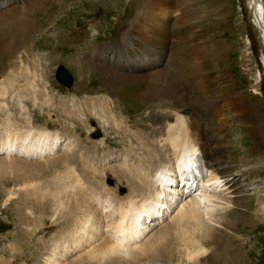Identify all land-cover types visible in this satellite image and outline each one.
<instances>
[{"label": "rangeland", "instance_id": "rangeland-1", "mask_svg": "<svg viewBox=\"0 0 264 264\" xmlns=\"http://www.w3.org/2000/svg\"><path fill=\"white\" fill-rule=\"evenodd\" d=\"M26 1L28 0L0 9V13H7L10 9L24 5ZM142 1L148 0H49L50 5L56 6L47 4L45 8L33 13V17L38 21L37 29L31 37L24 39L23 44L14 46L13 51L0 47V67L3 68H0V143H3L7 130L13 132L14 127L11 125L17 121L14 125L21 124V131L27 130L30 131L27 133H31L32 129L38 132L45 129L43 133L50 138L62 136L61 145L67 150H54L46 158L36 159L4 153L0 155V264H43L45 258L52 253L53 246L57 247L53 244H59L66 237L68 248L76 235L73 228L77 222L89 211L90 219H93L94 212L87 204L91 196L102 195L104 199L108 197L112 203L111 207L115 206L117 196L113 188L116 183L113 178L108 177L109 170L112 169L113 173L123 169L134 170L140 173V177L143 176L146 165L142 167L140 160L151 150V147L141 149L143 143L145 144L149 137L151 142H154V131L161 125L171 143L172 132L168 133L164 123L171 118L170 113L187 118V110L193 120L192 124L184 120L182 125L185 133L195 132L198 127L208 130L206 128L214 123V112L217 118L224 117L226 123V136L222 135L223 129L219 134L222 142L225 141V147L222 146L224 161L221 164L230 167L229 172L224 175L230 179L235 177L232 181L237 188L234 194L239 195L234 198L238 204L232 208L237 215L236 221L227 231L232 233L231 243L237 247L240 254L238 260L226 264H264V167L252 168L248 173L242 168V163L251 165L259 161L257 155L264 149V43L257 23H254L249 0L192 1L193 9H202L207 13L211 11V7L217 6L218 14H214L221 16L223 22L219 24L214 15L202 18L200 25H206L209 34L206 31L204 33L201 28L196 29L198 31L192 30L191 46L169 48L173 43L165 42L166 50H162L165 60L162 59V62L152 69L133 73L136 76L153 75L159 82L150 80L149 83L144 82L145 85L141 87L142 84H129L119 77V80L115 79L117 82L111 83V78H106L107 75L102 71L108 69L110 72L132 73L112 69L109 61L104 63L100 56L110 54L107 53L110 45L128 46L127 41L131 39L128 34L123 36L122 31L133 28L132 22L139 15L136 10ZM173 1L171 2L175 8L177 1ZM261 2L264 6V0ZM168 3L171 4L169 1ZM145 5L147 6L146 3ZM146 6L144 12L148 8ZM55 7H59L58 12H55ZM181 7L175 10L177 15L182 12ZM147 15L146 12L136 23L141 25ZM183 27L184 25L177 27L179 30L175 28L181 36H184ZM201 32L206 37H202ZM130 34H133V31ZM199 42L209 45L221 43L224 46L221 51L225 55L224 61L220 62L215 55H210V66H207L204 73H200L195 60L192 62L189 58L192 52H199L194 50ZM141 48L144 50L143 46ZM131 49L135 50V47ZM165 52L169 57L171 55L169 60H166L168 58ZM181 54L187 56L188 68L185 69V74H188L186 77L190 80H179L180 83L175 81L180 88V91L176 92L172 82L170 87L173 89L163 85L162 79L165 77L163 78L161 73L175 58L177 63L180 62ZM60 66L65 67L73 76L70 86H64L56 80L55 74ZM21 71L25 75L24 78ZM219 72L221 75L226 73L225 78L221 77V81ZM17 73L19 79L15 80ZM199 74L211 80L207 90L195 89L199 85L195 79ZM8 79H14L15 85H7ZM143 79L149 81L147 78ZM29 84L34 85L31 88L28 87ZM128 89L132 92H149L144 96L137 95V98H143L140 99V110H136L138 105L127 95L131 93ZM157 89L161 93L158 94ZM153 94V100L148 103ZM203 94L210 96L206 101L217 99L220 103H223L220 98H224V94L242 98L249 111V121H239L229 106L219 110L215 107L216 102L208 104L192 101L193 97L197 98ZM149 104H152L148 106L152 107V110L146 107ZM92 121L95 124H92ZM166 124L168 126L169 123ZM97 130L102 132L101 137L93 136ZM219 131L220 129L216 133ZM135 133L138 134L137 137ZM7 137L18 138L14 132L9 133ZM102 138L104 140L100 141ZM44 142L35 141L36 144ZM68 156H72V159H68ZM171 157L174 161L173 152ZM9 159L14 160L9 162ZM155 164L151 166L148 163L147 166L154 168ZM213 166L215 168V163ZM124 188L126 192L119 189L118 193L126 194L127 188ZM214 208L218 210V206ZM169 218L151 228V235H155L160 226L169 223ZM164 242L169 249H173L174 257L163 258L162 264H186L185 260H179L181 257L174 250L176 246H180L181 237L171 233ZM27 245H34L35 248H25ZM213 247L211 245L207 248L211 251ZM57 251H62V247ZM75 252L78 254V251L72 249L67 251V254L63 252V259L71 260L77 256ZM219 260L220 257L211 264H221ZM197 261L188 264H196Z\"/></svg>", "mask_w": 264, "mask_h": 264}, {"label": "bare ground", "instance_id": "bare-ground-1", "mask_svg": "<svg viewBox=\"0 0 264 264\" xmlns=\"http://www.w3.org/2000/svg\"><path fill=\"white\" fill-rule=\"evenodd\" d=\"M168 1L172 5L169 4ZM171 1L174 2L173 0H148L145 2L142 1L138 4L139 8L136 11L139 12V15L137 16L136 20H138L141 16H144L146 12L148 15L143 18V23H141V25L139 23H136V20H134L131 25V27H133L132 29L129 28L127 31H122L123 36L128 34L129 38L131 39H126L128 40L127 43L129 48H132L134 46L136 49L134 52H139L138 49H140V51L142 50L140 47L143 46V43L149 41V43L154 44L161 53H164V51L162 50L166 48V46H164L165 42L173 43V45H171V47L169 48L191 46L192 39H190V36L192 30L195 31L196 29L201 28L204 33L206 31L209 34L207 26L200 25V20L202 18L214 15L217 19L216 21H218L219 24L223 22L221 16L216 15L218 14L216 13V5L215 8L211 7V11L207 13L206 11L203 12L202 9H200V11L198 9H193L192 1L195 0H175L177 1V7L175 8ZM49 3V0H28L24 5L14 9H10L7 13H5L4 11L0 13V47L8 48L13 51L14 46L23 44L24 39L31 37V35L37 29L36 21H38L35 17H33V13L40 8L43 9V7ZM145 3L147 4V6L145 5ZM66 4L67 3H65V5ZM260 4H263L261 0L248 1L251 12H253V19L255 20L254 23H257L264 43V10L261 9ZM50 6L54 7L56 5L54 4ZM145 6L148 7L146 9V12H144ZM180 6H182V12L177 11L179 12L178 15L174 16L173 13H175V10L177 8L179 9ZM185 6H187V8H184ZM253 8H255V11H253ZM54 9L55 12L59 11V7H55ZM52 14L53 12L50 13V15ZM43 22L45 23L44 20ZM182 25H184V27L182 28L184 36H181L178 33L176 34L174 31L175 28L179 26L181 27ZM177 29L179 30V28ZM132 31L133 34H130ZM203 32L200 33L202 37L205 35ZM158 43L163 45V47H159ZM210 45L205 42H203V44L200 43L195 49L193 48L194 50H199V52H192L189 55V58L192 60V62L193 60H195V65H197L200 73H204L207 69V66H210V55H215L216 59H218V61L220 62L224 61L225 55L223 52H221L224 49V46L221 43H211ZM124 47H126V45H124ZM174 55L177 56L176 54ZM170 57L169 54L166 53V58H168L166 60H169ZM175 59V62L172 60V64L168 65V68L165 69L164 72L161 73V75L163 76V78L167 77L166 79H162L163 85L168 86V89H173V87H170L172 82L174 84V90L180 91V88L177 84H175L177 83L175 81H178V83H180L179 80L185 81L187 79L188 82L190 80L186 77V75L188 74H185V69L188 68L187 56L181 54L180 62L178 63ZM149 62L150 64H153L154 61L149 60ZM102 72L103 74L107 75L106 78H111L109 81L111 83L117 82L115 79L121 77L122 80L126 81V83L128 82L129 84L133 85H137V83H139L142 84V87L144 82L149 83L150 80H155L153 75L150 74L136 76L133 74L110 72L108 71V69ZM20 73L24 78L25 75L22 73V71ZM220 73L221 72H219L218 75ZM225 74L226 73H223L222 75L220 74L219 81H221L222 76L223 78H225ZM16 75L17 76L15 80L17 78L19 79V73H17ZM143 78H147L149 81H146ZM195 79L199 82L198 88L195 89H208L211 82L208 77H205L203 74H199ZM13 80L14 79H8L7 85H9L10 83H13V85H15V80ZM155 81L159 82V80ZM72 82L68 86H70ZM32 86L30 85L28 87L32 88ZM14 89L16 90V88ZM129 91L131 93L127 95L134 103L138 105V107H136V110H140L141 106L139 103L142 97H140L139 99L137 98V95L144 96L146 95V92H149L138 90L133 92L131 90ZM159 93L161 92H159L158 90V94ZM24 94L26 93L24 92ZM154 96L155 95L153 94L150 97V101H148V103L153 100ZM224 96V98H220L223 99V103L218 102L217 99L206 101V99H208V97L210 96H205L204 94L200 97L198 96L197 98L193 97L192 101L204 102L208 104L216 102L215 107L219 110L229 106V109L234 111L233 114L239 121H249V111L248 108L244 105L243 99L238 98V96H229L228 94H224ZM180 97L179 99H181ZM178 102L180 103L181 101L178 100ZM150 105L152 104H149L146 107L148 108V106ZM148 109L152 110L153 108L151 107ZM219 110H217V113ZM186 113L188 114V112ZM212 118L214 120V123L212 126L206 128L208 130H204L203 128L198 127L195 132H184V144H182L178 150H175L177 148V145L175 143L176 135L172 131H179L180 129H183V125L179 126V128L177 129L174 128L175 126L179 125L180 120L184 122V120L186 121L187 118H185L183 115H177L176 123L172 124L169 122L168 124V133L172 132V134L170 135L171 139H169L171 140L170 144L173 146V151H171L169 148L168 140L164 132V127L161 125L159 129L155 130V135L152 136V140L154 142H151L150 137L149 140H146L145 144L142 142L143 148L141 149H149V147H151L149 153H147V155L144 156L142 160H140L142 161V167L146 165V170H144L146 172L143 173V176L140 177V173L134 172V170L129 171L128 169H123L122 171H115L116 173H113L114 171L112 172V169L109 170L107 174L108 177H110L111 179L113 178L114 183H116L115 187L113 188L114 191L116 190V192L114 193L117 196L115 206H113L112 208V203L108 199V197L104 199L103 197H101L102 195H100L99 197H97V195H93L91 196L90 201L87 200V204L93 210L94 215L93 219H90L91 214H88L90 211L87 212L86 215L84 214L85 217L83 216L81 221L77 222L76 226L73 228V231L76 233V235L74 236L73 240L70 241L72 242L70 244L71 249H76L77 247L82 245V247L78 250V254L75 252L77 256L73 255L74 257L68 261H65V259H63V257L65 256V253L63 252H66L67 254V245L69 244H67L68 240L66 239V237L64 241H61L59 244H53L57 245V247L53 246L52 253H50L47 258H45L43 264H162L165 257H174V252L172 251L173 249H169L166 246V242H164L165 238L171 233H173V235L177 234L179 238L181 237V242L179 244L180 246H176L177 248L174 250L177 251V253L181 257L180 259H178L182 262H184L185 260L186 264L190 262L194 263L197 260L198 263L196 264H211L216 259H218V257H220L219 263L221 264L231 263L232 260H238L240 254L238 253L237 247L233 243H231L230 238L232 233L227 231V228H232L235 224L237 215L233 211L234 209L232 210V208H235L238 204V201L234 198H238L239 195L234 194L237 188H235V183H233L232 181L235 177L233 179H230L229 177L224 175L225 172H229L230 167L228 165L221 164L224 161L222 158L224 148H222V146L225 145V141L223 140L222 142V138H220L219 134L222 129L224 130L223 132L226 133V123L224 117L221 118L222 120L217 118L216 112L212 114ZM15 122L17 121H14L11 127H14L13 132L16 133L18 138L7 137L9 133H13L12 131L7 130L4 136L3 143H0V155L4 153L9 156L16 155L23 156L29 159H36L46 158L54 150L63 152L67 151L66 148L61 145L63 143L61 142L62 136L60 137L56 135L50 138V136L43 133V130L45 129H42L39 132L32 131V129L31 133H27L30 131H21L19 128L21 124L18 123L19 125L15 126ZM93 123L95 124L94 121H92V124ZM185 127H187V125ZM219 129L220 131L216 133V131ZM134 135L135 137L138 136V134L136 133ZM20 137L24 138L19 139ZM212 139L214 140L212 141ZM99 140L103 141L104 138ZM35 141H39L41 143L42 141L45 142L43 144H36ZM258 142L262 145L260 141ZM146 144L148 146H146ZM140 145L142 144L140 143ZM197 150H201L204 153L206 164L209 168L212 169V172L210 173V178L208 179L207 183L203 185V187H201L200 182L198 181L191 194L187 195L184 191L185 185L180 190L177 185L174 186L173 178L177 173L176 168L178 166L181 167L182 165L188 164L190 162L191 154ZM171 152H173L174 154V161H172ZM257 157L259 158V161L254 162L251 165L242 163V166H244L242 168L245 170V172H251V169L255 167H264V149L258 153ZM68 159H72V156H68ZM11 160L13 161L14 159ZM11 160L9 162H11ZM147 162L151 166H153L152 164H155L156 162L158 164H155L156 166L154 165L155 167L152 168L147 166ZM214 163L215 168L213 166ZM157 166H162L163 168L158 170L159 167L157 168ZM163 171L166 174L165 177H162L164 175ZM220 174H222L223 176H220ZM222 177H225L227 181L226 179H222ZM164 180L168 182H164ZM229 182H231L232 184L227 186ZM262 184H264V181H262ZM124 187L127 188V193L119 194V189L122 192H126V189ZM229 188L233 189L227 191L229 190ZM225 191H227V193L229 194L227 195V193H222L220 195L219 192ZM174 192L176 193V195H174ZM105 194L107 195V193ZM108 194H110V192ZM85 198L87 199V197ZM175 199H179V201L173 208V203L176 202ZM212 201H215V203H219V212L216 211V213L214 211L215 206L212 205ZM171 208L173 211L171 214H169V210ZM145 210L149 214L148 216L153 217L151 222L156 223V221H160L159 219H157L158 214H160L159 217H164L167 215L166 220L170 217L169 219H171V221H169V223H166L164 226H160V228L158 229L159 231L156 232L155 235H151L153 229H151L150 231H148L149 229L146 230L148 222H146L145 219L140 224H137L134 221L135 217ZM172 214H174V216ZM215 214H217L218 216H213ZM148 227H150V225ZM97 234L102 235L97 243H89ZM162 243L164 244V246H162ZM211 245H213L214 247L211 251H209L207 247ZM60 246L62 247V249H64L62 250L63 252L57 251ZM25 248L32 249L35 248V246L27 245L25 246Z\"/></svg>", "mask_w": 264, "mask_h": 264}, {"label": "water", "instance_id": "water-1", "mask_svg": "<svg viewBox=\"0 0 264 264\" xmlns=\"http://www.w3.org/2000/svg\"><path fill=\"white\" fill-rule=\"evenodd\" d=\"M55 77L60 83H62L65 86H68L73 80V76L71 75V73L63 66H60L58 68ZM98 135H101L100 131H96L93 134V136H98Z\"/></svg>", "mask_w": 264, "mask_h": 264}]
</instances>
